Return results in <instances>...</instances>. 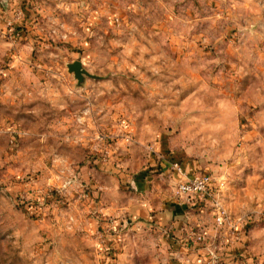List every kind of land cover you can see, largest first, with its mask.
<instances>
[{"label":"rangeland","instance_id":"374dc122","mask_svg":"<svg viewBox=\"0 0 264 264\" xmlns=\"http://www.w3.org/2000/svg\"><path fill=\"white\" fill-rule=\"evenodd\" d=\"M6 11L0 264H264V0H0ZM77 61L96 78L79 85ZM175 164L223 191L183 205Z\"/></svg>","mask_w":264,"mask_h":264},{"label":"built area","instance_id":"2783aa9c","mask_svg":"<svg viewBox=\"0 0 264 264\" xmlns=\"http://www.w3.org/2000/svg\"><path fill=\"white\" fill-rule=\"evenodd\" d=\"M11 26V25H10ZM174 175L176 177V189L175 196L183 205L195 206L196 204L207 203L215 199L218 194L223 191L224 183L215 181L209 174L188 175L185 173L178 164L172 165ZM216 222L217 225L229 224L230 229H234V225L231 224L229 217H227L226 211L217 204ZM192 240L199 243L211 242L212 239L207 237L206 234L199 231L191 232ZM223 235L219 238H221Z\"/></svg>","mask_w":264,"mask_h":264},{"label":"crops","instance_id":"0c3cea01","mask_svg":"<svg viewBox=\"0 0 264 264\" xmlns=\"http://www.w3.org/2000/svg\"><path fill=\"white\" fill-rule=\"evenodd\" d=\"M2 15H4V16H2ZM1 16H0V35H1L0 36V41L1 42H5V40H1V37L7 39L6 38V30L5 29H6V24H7L8 20L12 16V13L10 11H6L5 13L2 12ZM15 26H16V28H22L21 31H23V32L26 31V33L29 34L28 38H25V37L21 38V40L18 42L19 43V47L20 46L21 47L22 46L25 47L26 45H29V47H32V44L34 43V38H32L30 34H33V36H34L35 27H30V25H28V21H25L24 19L22 21L15 22ZM10 39H12L11 38V34H10ZM24 40H25V42H24ZM128 172H130V171H128ZM185 172H187V171L185 170ZM188 175H191V174H188ZM191 176H193V175H191ZM141 187H143V186L141 185ZM131 188L132 189H136L134 181L131 183ZM174 204L175 203H173V201H167V206H170V208L173 207ZM133 207H132V209H134ZM140 207H142L141 210L143 211L144 210L143 205H141ZM147 207H146V209H147ZM179 212H180V210H179ZM181 224H182V222L176 221V223H174V225H172L173 230L175 232H180L179 229L180 228L182 229V227H181L182 225ZM241 235H242V233H241ZM243 239H245V238H243Z\"/></svg>","mask_w":264,"mask_h":264},{"label":"water","instance_id":"95a60500","mask_svg":"<svg viewBox=\"0 0 264 264\" xmlns=\"http://www.w3.org/2000/svg\"><path fill=\"white\" fill-rule=\"evenodd\" d=\"M69 72L74 74L75 78L78 80L79 85L85 82L86 77L96 78L92 76L83 66L81 61L74 62L68 66Z\"/></svg>","mask_w":264,"mask_h":264}]
</instances>
